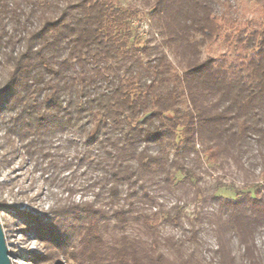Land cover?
Returning <instances> with one entry per match:
<instances>
[{
	"label": "trees",
	"instance_id": "obj_1",
	"mask_svg": "<svg viewBox=\"0 0 264 264\" xmlns=\"http://www.w3.org/2000/svg\"><path fill=\"white\" fill-rule=\"evenodd\" d=\"M248 1L255 20L239 0H0V149L85 199L16 215L51 253L264 264V0ZM220 38L229 56L208 53Z\"/></svg>",
	"mask_w": 264,
	"mask_h": 264
},
{
	"label": "rangeland",
	"instance_id": "obj_2",
	"mask_svg": "<svg viewBox=\"0 0 264 264\" xmlns=\"http://www.w3.org/2000/svg\"><path fill=\"white\" fill-rule=\"evenodd\" d=\"M130 2L133 0H124ZM242 17L255 20L258 17V8L248 0H239ZM140 31H146V23ZM215 57L229 56V46L218 40L208 51ZM1 138V135H0ZM1 144V141H0ZM5 156L8 165L0 167V204L6 205L10 211L0 209V223L5 235L9 259L11 264H68L66 258L57 257V254L50 252L30 230L26 221L16 215L26 214L37 216L47 220L53 210L69 201L78 203L81 200L79 195L69 196L63 192L61 184L70 180L69 176H60L65 181H56L49 185L45 182V177L33 168V165L19 155L6 156L0 149V157ZM211 180V178H209ZM228 182V179H225ZM220 195L232 198L231 192L222 189ZM188 213L192 209L189 208Z\"/></svg>",
	"mask_w": 264,
	"mask_h": 264
},
{
	"label": "water",
	"instance_id": "obj_3",
	"mask_svg": "<svg viewBox=\"0 0 264 264\" xmlns=\"http://www.w3.org/2000/svg\"><path fill=\"white\" fill-rule=\"evenodd\" d=\"M0 264H11L9 259V251L7 249L5 235L0 223Z\"/></svg>",
	"mask_w": 264,
	"mask_h": 264
}]
</instances>
